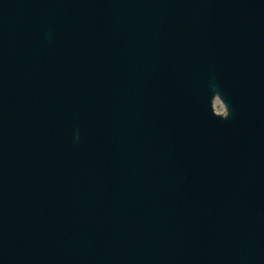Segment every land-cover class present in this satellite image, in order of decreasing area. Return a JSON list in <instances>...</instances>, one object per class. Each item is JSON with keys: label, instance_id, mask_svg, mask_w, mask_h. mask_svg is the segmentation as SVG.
<instances>
[{"label": "water", "instance_id": "1", "mask_svg": "<svg viewBox=\"0 0 264 264\" xmlns=\"http://www.w3.org/2000/svg\"><path fill=\"white\" fill-rule=\"evenodd\" d=\"M0 264H264V0H0Z\"/></svg>", "mask_w": 264, "mask_h": 264}]
</instances>
